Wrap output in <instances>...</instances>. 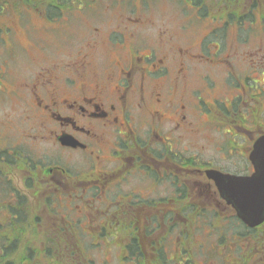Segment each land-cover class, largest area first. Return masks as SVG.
<instances>
[{"label":"flooded vegetation","instance_id":"obj_1","mask_svg":"<svg viewBox=\"0 0 264 264\" xmlns=\"http://www.w3.org/2000/svg\"><path fill=\"white\" fill-rule=\"evenodd\" d=\"M225 2L219 23L183 40L141 6L107 5L114 19L60 53L69 8L98 7L34 6L60 13L33 25L50 39L25 49L43 58L19 73L0 61V250L19 233L40 236L45 254L93 235L122 264H264V217L248 225L228 203L264 185V0ZM3 30L11 52L21 35Z\"/></svg>","mask_w":264,"mask_h":264},{"label":"rangeland","instance_id":"obj_2","mask_svg":"<svg viewBox=\"0 0 264 264\" xmlns=\"http://www.w3.org/2000/svg\"><path fill=\"white\" fill-rule=\"evenodd\" d=\"M245 2L246 4H253L254 0H245ZM91 3H95L99 11H84L81 13V15L71 18L69 22L65 24L62 29H60L58 35L53 41L54 48L57 47L55 49L56 53L70 49L71 44L82 42L88 31V26L92 24L98 25V23L114 19L113 12L105 11V7L107 5H110V10L115 9L118 5L120 7L123 5H128L132 8L134 7L132 5L144 7L142 9L146 15L150 16L157 23L164 24L169 29H175L181 40L199 37L200 34H203L206 31V22L203 21L204 24H201V22L195 23L198 20L195 18V15H192V10L187 4V1L184 0H91ZM42 4H44V2L41 0H3L0 4V58L3 60L6 59L10 65L9 67L11 72L15 71V73H19L20 70L26 65L28 58L32 55L42 58L44 57L42 50H40V53L37 54V52L35 53L33 50L28 49L26 51L25 49L30 44H34V42L43 43L45 42V39H50L48 36H44V34L39 31L36 33L33 31V25H36L37 28L41 26L39 21L42 20L40 18L43 16V10L37 11L33 10V8L35 5L39 6ZM31 6H33L32 9L29 8ZM204 6L211 9L207 4ZM209 14H211V11ZM215 14L216 13L213 15ZM208 15L204 16L203 19H209ZM198 19L200 20V18ZM188 21L192 22L193 25H191L189 29L183 28L185 24L188 25ZM10 22L16 26V28L19 30V35H21V41L17 42H14L9 37V40H11L14 44V49H12L11 52L8 49H4L3 44V40L7 39V36H5L3 33V29ZM23 30L26 33H24ZM220 32L221 30H216V35L219 36ZM22 36H25V38ZM18 46L21 48L23 47L24 49L22 50L26 51V53H23L20 50H15V48ZM6 53L7 56L5 55ZM3 100L4 98L0 96V127L2 126L1 121H3V118L7 117L5 114L9 112V104H6L7 101ZM216 141H219V138L216 139ZM81 236L83 237V242H85L86 245L85 254L88 259L92 260L93 264H122V262H119V260L117 262V259L114 258L112 252L107 251L105 252L104 256L102 255V251L97 246V243L100 239L93 235ZM70 237L75 239V236ZM108 239L109 238L102 239L101 242L107 241ZM40 240V236L24 234L20 239V246L17 252L10 255L12 257V262L9 261V259H3L2 262L4 264H27L26 261L23 260L24 258L18 257L19 253L24 250V245H27V256L31 259L32 264H49L47 255H49L51 252L54 253L52 255H55V253H59V251H56L55 246L51 251H47L46 254L42 251H39L38 249L35 250ZM83 242H79V248L77 251H75V248L73 251H65L63 261L65 262L67 258H70L76 262L78 261V264H85V261L82 257H78L79 259L77 260L78 253H81L80 248L84 246Z\"/></svg>","mask_w":264,"mask_h":264},{"label":"water","instance_id":"obj_3","mask_svg":"<svg viewBox=\"0 0 264 264\" xmlns=\"http://www.w3.org/2000/svg\"><path fill=\"white\" fill-rule=\"evenodd\" d=\"M252 188H253L254 191L257 192V193H259V191H261V190H264V188H263L262 185H259V186H252ZM262 198H263V197H262ZM256 200H257V202L255 203V205H256V208H257V210H258L259 208L262 207L263 202H262V199L259 198V197H257ZM263 200H264V198H263ZM233 202H234V203H232V204L236 207V209H237L239 215H240L244 220H246L247 222H250V220L253 218V216L255 215V213H257V210H256V212H255L253 215L250 214V213L248 212L247 205L250 203V201L244 202V203H245V207H242L241 204H237L236 201H233Z\"/></svg>","mask_w":264,"mask_h":264},{"label":"trees","instance_id":"obj_4","mask_svg":"<svg viewBox=\"0 0 264 264\" xmlns=\"http://www.w3.org/2000/svg\"><path fill=\"white\" fill-rule=\"evenodd\" d=\"M3 0H0V4H1V2H2ZM8 1V0H7ZM195 1V3L196 4H199L200 6H203L202 5V3H201V0H194ZM46 14H48V15H52V14H54V11L53 10H49V11H46ZM4 153L3 152H1L0 151V156L1 155H3ZM2 164H0V178H2V177H5V175H4V173H5V171H3V170H5L4 168H2ZM18 236H22L20 233L18 234ZM19 239V238H18ZM16 253V251H8V249H6L5 251H4V254L3 255H1L0 256V263H2V264H4L3 262H2V260L4 259H9V260H11L12 259V257L10 256V255H12V254H15ZM27 254H28V252H20L19 253V258H24L23 260H25L26 261V263L28 264V256H27Z\"/></svg>","mask_w":264,"mask_h":264}]
</instances>
